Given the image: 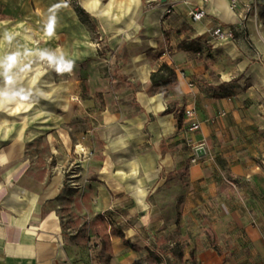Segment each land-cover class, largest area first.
Listing matches in <instances>:
<instances>
[{
  "label": "crops",
  "instance_id": "obj_1",
  "mask_svg": "<svg viewBox=\"0 0 264 264\" xmlns=\"http://www.w3.org/2000/svg\"><path fill=\"white\" fill-rule=\"evenodd\" d=\"M100 1L114 67L89 95L68 67L58 85L31 65L26 90L0 80V264H264V115L213 77V58L240 51L212 31L236 24L244 4L147 0L140 14L141 0L119 13ZM197 7L207 16L194 22ZM87 44L48 42L73 65ZM163 63L176 82L152 87ZM18 106L46 115L9 131Z\"/></svg>",
  "mask_w": 264,
  "mask_h": 264
},
{
  "label": "rangeland",
  "instance_id": "obj_2",
  "mask_svg": "<svg viewBox=\"0 0 264 264\" xmlns=\"http://www.w3.org/2000/svg\"><path fill=\"white\" fill-rule=\"evenodd\" d=\"M238 1L244 5L240 12L235 10L239 18L236 24L230 25L233 30L230 41L238 47L240 56L237 60L213 58V77L225 80L229 88L227 94L240 96L247 106L255 107L260 115H264V4L259 0ZM86 2L88 0H0V80L20 84L26 90L24 87L30 84V78L23 68L31 65L36 66L40 74L53 71L58 85L63 78V69L68 67L65 69L66 78L73 80L76 77L89 95L91 80L96 84L98 79L109 78L114 65H111L112 55L106 47L109 38L98 20V0L94 10H89ZM102 3H109V0H101L99 4ZM76 6L83 7L90 15L85 24L75 13ZM124 9L125 0H114L117 13ZM151 9L152 5L147 0H141L137 10L141 14ZM52 39L60 46L69 39H87L84 59L76 65L67 63L61 51L48 46ZM98 70L102 73L99 77ZM22 95L24 107L30 103L31 94L24 91ZM9 101L13 100L8 98V105ZM7 111H10L8 116L14 115L13 109L8 107ZM34 113L29 107H19L16 112L18 122L8 118V130H19L25 126L26 117ZM35 114L46 115L40 110Z\"/></svg>",
  "mask_w": 264,
  "mask_h": 264
},
{
  "label": "built area",
  "instance_id": "obj_3",
  "mask_svg": "<svg viewBox=\"0 0 264 264\" xmlns=\"http://www.w3.org/2000/svg\"><path fill=\"white\" fill-rule=\"evenodd\" d=\"M232 9L236 8L238 5V0H231ZM173 12V8H167L165 10V15H169ZM207 16L205 9L197 7L191 12V18L194 22L201 21ZM212 37L217 42H227L233 37V30L229 27L222 25L216 26L212 31ZM185 116L188 119L187 130L191 133L198 132L201 128V123L196 119V110L194 108H189L185 110Z\"/></svg>",
  "mask_w": 264,
  "mask_h": 264
},
{
  "label": "trees",
  "instance_id": "obj_4",
  "mask_svg": "<svg viewBox=\"0 0 264 264\" xmlns=\"http://www.w3.org/2000/svg\"><path fill=\"white\" fill-rule=\"evenodd\" d=\"M75 12L79 17L80 21L85 24L86 21L90 18V15L85 11V9L81 6L75 7ZM152 87L161 88L163 86H167L169 84L176 82V72L172 67L163 63L158 71L152 73L151 75ZM121 237H124L122 232L118 233ZM135 264H141L139 261H136Z\"/></svg>",
  "mask_w": 264,
  "mask_h": 264
},
{
  "label": "bare ground",
  "instance_id": "obj_5",
  "mask_svg": "<svg viewBox=\"0 0 264 264\" xmlns=\"http://www.w3.org/2000/svg\"><path fill=\"white\" fill-rule=\"evenodd\" d=\"M112 0H110L109 1V4L107 5V9H110V6H111V4H110V2H111ZM86 6L88 7V9L89 10H94L96 7H97V5H96V0H94V1H92V0H88V2H86ZM228 6V8H229V11L232 13V11L230 10V5H227ZM106 8H101L100 9V12L101 13H103V15L105 16H109V11L106 9Z\"/></svg>",
  "mask_w": 264,
  "mask_h": 264
},
{
  "label": "water",
  "instance_id": "obj_6",
  "mask_svg": "<svg viewBox=\"0 0 264 264\" xmlns=\"http://www.w3.org/2000/svg\"><path fill=\"white\" fill-rule=\"evenodd\" d=\"M197 155L200 156V157L205 155V149L203 147L199 148L197 150Z\"/></svg>",
  "mask_w": 264,
  "mask_h": 264
}]
</instances>
